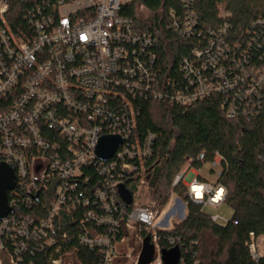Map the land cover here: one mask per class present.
Instances as JSON below:
<instances>
[{
    "label": "built area",
    "instance_id": "2783aa9c",
    "mask_svg": "<svg viewBox=\"0 0 264 264\" xmlns=\"http://www.w3.org/2000/svg\"><path fill=\"white\" fill-rule=\"evenodd\" d=\"M15 1L0 0V170L3 164L13 166L16 183L8 191L12 212L0 220V252L11 244L14 254L9 264H20L29 244H55L56 222L62 213L82 206L87 208L86 220L105 231L96 232L93 225L84 224L80 241L99 247L105 264H122L131 257L132 251L123 253L120 246L132 232L139 241L136 264L146 236L156 251L149 264H165L160 231L171 230L185 219L187 201L180 196L171 201V193L166 214L155 222L163 210L134 201L126 205L118 194L125 171L137 172L140 167L145 173L156 139L153 133L137 135L135 101L166 97L193 105L213 93L228 92L227 118L255 115L264 103V63L250 61L248 51L240 58L228 55L223 40L211 39L182 60L185 84L169 93L158 79L157 33L138 31L133 20L122 14L129 0H19L34 4L25 16L28 24L19 32L9 22ZM181 4L180 15L172 12L176 17L171 28L182 37H201L195 0H181ZM259 24L264 29V20ZM110 134L119 135L123 143L109 161H102L96 147L102 136ZM260 159L264 163V155ZM222 162L217 153L211 162V170H217L212 182L193 169L186 180V171L177 175L173 185L182 181L188 199L202 210L218 208L227 196L226 188L216 182ZM92 165L99 166L106 181L81 191L80 182H90L83 168ZM140 183H147L145 177ZM40 194L46 199L44 215L23 216L19 199L29 205ZM97 204L100 211L93 208ZM127 206L131 209L126 210ZM173 215L180 220L168 229ZM211 219L228 222L219 214H211ZM120 228L127 235L118 240ZM259 237L251 233L247 242L255 261L264 257ZM167 239L178 247L179 236ZM60 263V259L52 261ZM0 264H4L2 258Z\"/></svg>",
    "mask_w": 264,
    "mask_h": 264
},
{
    "label": "trees",
    "instance_id": "16d2710c",
    "mask_svg": "<svg viewBox=\"0 0 264 264\" xmlns=\"http://www.w3.org/2000/svg\"><path fill=\"white\" fill-rule=\"evenodd\" d=\"M33 6L19 0L13 3L9 22L15 31L28 24L25 16ZM182 8L181 0H129L122 11L133 20L138 31L157 33L156 63L158 79L165 83L163 90L170 93L185 84L182 60L192 57L194 50L205 47L211 39L223 40L228 45V55L240 58L248 51L250 61L264 63V29L259 24V20H264V0H195L197 30L202 35L193 38L182 37L171 28L173 18L182 13ZM223 29L225 33L221 34ZM228 95V92H216L193 105L166 97L135 101L137 135L153 133L156 139L153 153L144 166L145 173L142 175L140 167L137 172L125 171L123 184L132 192L135 202L140 180L145 177L161 211L169 203L171 193L187 201L185 219L176 222L171 230L160 231L161 247L167 250L175 248L167 237H180L177 243L180 257L176 264H264V257L253 260L247 246L251 233L257 237L264 235V163L260 159L264 155V103L255 115L229 119L224 108ZM217 153L223 157V170L216 182L226 188L225 203L234 208L227 223L212 221L206 209L189 200L182 181L173 185L185 166L198 170L206 162L211 163ZM83 173L90 176V182H80L81 191H89L107 178L95 165L84 167ZM200 178L204 180L202 175ZM35 201L28 205L19 199L20 213L42 217L46 199L40 194ZM93 208L101 210L99 204ZM86 209L79 206L74 212H63L56 222V243L29 244L21 254L20 264H52L55 259H60V264H105L99 247L91 248L80 241L84 224L93 225L96 232L105 231L102 225L86 220ZM126 235L120 228L116 238L120 240ZM142 235H145L143 231ZM13 254L9 244L0 252V258L9 264Z\"/></svg>",
    "mask_w": 264,
    "mask_h": 264
},
{
    "label": "water",
    "instance_id": "95a60500",
    "mask_svg": "<svg viewBox=\"0 0 264 264\" xmlns=\"http://www.w3.org/2000/svg\"><path fill=\"white\" fill-rule=\"evenodd\" d=\"M122 143L123 139L119 135L110 134L102 136L96 147V155L98 159L109 161ZM15 186L14 167L3 164L0 170V220L12 212L8 200V191L13 190ZM118 194L126 205L132 204V192L124 184L119 185ZM155 255V247L151 243L150 236H146L143 241L139 264H149L153 261ZM179 257L180 252L177 247L169 250H162V258L166 264H176Z\"/></svg>",
    "mask_w": 264,
    "mask_h": 264
},
{
    "label": "rangeland",
    "instance_id": "374dc122",
    "mask_svg": "<svg viewBox=\"0 0 264 264\" xmlns=\"http://www.w3.org/2000/svg\"><path fill=\"white\" fill-rule=\"evenodd\" d=\"M125 1H128V0H125ZM191 170H193V169H187V166H185L183 168V171H186L185 180L188 177L187 174ZM197 174L207 177L208 181L212 182L213 178H215L217 175V170L212 171L211 170V163L206 162L202 168L197 170ZM152 192H153L152 187H150L147 183L141 184V186L138 187L137 192L135 193V202L141 203V204L149 206V207H154L155 209L160 210L159 206L155 202L156 200L153 198ZM176 198H179L178 195L176 193H173V195L171 197V201H173V199H176ZM165 209L162 211V213L159 215V217L156 219L155 222H158L159 220H161L164 217V215L166 214ZM205 211L209 214H219L221 217H224L226 219H231L233 217V214H234V208L227 203H223L218 208H214V207L209 206L206 208ZM184 213L185 214L187 213V208L184 209ZM179 220H180V218H178L177 216H175V215L171 216V218L169 220V224L166 228H168V229L171 228L172 225L174 224V222L179 221ZM129 237L130 238L127 241V243L120 246V251L123 253L132 251V255L130 258H126L125 260H123L122 264H136V260H137V256H138L139 241H138V238L136 237V234L134 232H132ZM259 241L262 243V249L264 250V235H261L259 237Z\"/></svg>",
    "mask_w": 264,
    "mask_h": 264
},
{
    "label": "crops",
    "instance_id": "0c3cea01",
    "mask_svg": "<svg viewBox=\"0 0 264 264\" xmlns=\"http://www.w3.org/2000/svg\"><path fill=\"white\" fill-rule=\"evenodd\" d=\"M195 171H197V170H195ZM202 176H203V175H202ZM203 177H204V179H205V180H208V178H207V177H205V176H203Z\"/></svg>",
    "mask_w": 264,
    "mask_h": 264
}]
</instances>
